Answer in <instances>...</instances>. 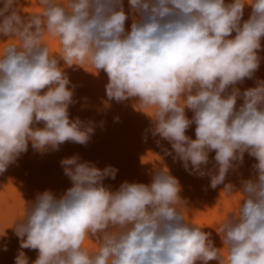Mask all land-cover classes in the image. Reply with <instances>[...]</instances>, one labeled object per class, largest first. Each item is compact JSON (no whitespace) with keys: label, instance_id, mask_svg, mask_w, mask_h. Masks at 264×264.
Returning a JSON list of instances; mask_svg holds the SVG:
<instances>
[{"label":"clouds","instance_id":"9594fccd","mask_svg":"<svg viewBox=\"0 0 264 264\" xmlns=\"http://www.w3.org/2000/svg\"><path fill=\"white\" fill-rule=\"evenodd\" d=\"M0 5V174L29 145L45 154L88 144L97 125L70 118L75 86L65 72L87 63L106 73L108 101L133 100L150 117L151 135L171 146L165 156L238 197L215 230L218 247L185 219L167 167L149 184L113 190L104 181L117 168L74 154L60 161L71 187L37 193L12 225L21 249L38 250L33 264H264V80L237 87L260 67L264 0H128L127 10L124 0H37L32 14L18 0ZM193 124L195 139L186 135ZM245 153L256 161L250 178L226 183ZM15 264H28L22 251Z\"/></svg>","mask_w":264,"mask_h":264},{"label":"rangeland","instance_id":"374dc122","mask_svg":"<svg viewBox=\"0 0 264 264\" xmlns=\"http://www.w3.org/2000/svg\"><path fill=\"white\" fill-rule=\"evenodd\" d=\"M32 2L36 4L34 13L39 12L37 0ZM228 2L231 0H226ZM124 6L127 10L128 0H124ZM126 24L131 25V19ZM68 77L71 81L69 87L75 86V102L69 106L70 118L79 117L83 121L94 122L97 125L95 133L86 146L66 142L59 151L45 154L34 151L29 145L28 151L0 174V264H15L21 252L17 247L20 239L15 235L12 225L17 217L23 215L25 202L34 201L37 193L48 189L59 196L71 187V181L60 166V161L65 157L79 154L82 160L92 161L101 169L107 165L117 168L116 178H106L104 181L113 190L124 181L149 184L157 169L167 167L170 174L180 181V195L188 202L199 197L202 189L200 184L207 178L189 175L179 160L174 161L172 156H165L164 149L170 150V144L151 135L150 117L137 110L133 100L120 103L108 101L106 93L99 88L90 87L87 81ZM189 111L186 109V115L191 118L193 113ZM100 122H103L102 127ZM195 127L193 124L186 130V135L192 139H195ZM157 140H160L159 146ZM214 155V151L210 153V161H213ZM254 163L255 158L245 153L243 164L236 172L230 171L227 178L239 186L241 178H250ZM229 206L226 207L225 216L232 209ZM210 264L216 262L211 261Z\"/></svg>","mask_w":264,"mask_h":264},{"label":"bare ground","instance_id":"6f19581e","mask_svg":"<svg viewBox=\"0 0 264 264\" xmlns=\"http://www.w3.org/2000/svg\"><path fill=\"white\" fill-rule=\"evenodd\" d=\"M18 6L20 7V11L24 14H32L36 9V4L32 2V0H18ZM250 12H251L250 6H246L243 16L244 20L248 19ZM126 28H130V24H126ZM234 35L235 33H233V36ZM50 43H51L52 51L53 52L57 51L58 41H51ZM261 45H262V49L259 52V55L261 56L260 67L255 73L253 79H245L242 84L237 85V87H239L241 91L249 87H255L256 78L264 80V38H262L261 40ZM93 71L94 70L88 64H84L82 67L73 66L71 68L65 69L66 74L69 75L71 78L80 81H87L90 87L94 86L99 88L102 92H105V85L108 82L106 73L100 71L98 74H93L91 73ZM241 102L242 101H238L237 103H241ZM189 112L191 113V111ZM228 182H231V180L226 178V183ZM202 183L203 184H200L202 185V189L200 190L201 193L199 197L189 202L186 201V206L182 209V211L184 212L186 220L190 221L195 225L200 226L201 228H205L206 231L212 232L213 240L216 246L219 247L221 246V241H220V237L216 234L215 230L217 229L220 220H222L225 217V210L227 209L226 207L229 206V204L230 205L232 204L231 206H229L232 207L234 201L238 197H232L230 199L227 193L223 191V185L218 186L216 189H212L209 186L210 185L209 177H207ZM18 243L19 245L17 247L19 249V252L21 250L22 252L25 253V256L28 259V264H33V262L36 260L38 256V250L28 249V248L21 249L20 242ZM85 246L91 248L94 246V244L91 240H86ZM5 261L8 262V260L6 259Z\"/></svg>","mask_w":264,"mask_h":264}]
</instances>
